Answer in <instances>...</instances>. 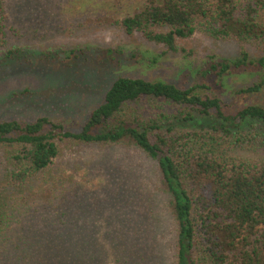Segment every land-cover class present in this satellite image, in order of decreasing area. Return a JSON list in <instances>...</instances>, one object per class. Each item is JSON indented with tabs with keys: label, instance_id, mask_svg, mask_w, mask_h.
Listing matches in <instances>:
<instances>
[{
	"label": "trees",
	"instance_id": "1",
	"mask_svg": "<svg viewBox=\"0 0 264 264\" xmlns=\"http://www.w3.org/2000/svg\"><path fill=\"white\" fill-rule=\"evenodd\" d=\"M139 3L133 13L115 21L128 37L138 36L184 58L192 56L185 42L197 34L237 45L234 60L208 58L200 70L208 81L264 67V57L254 58L249 52L256 46L264 48V0ZM6 20L0 0V43L5 45L11 39ZM61 53L64 58L58 60H79L87 51ZM111 53L104 51V56ZM20 59L12 47L0 66ZM210 88L120 76L77 132L46 118L0 122V149H5L14 186L23 187L50 171L64 148L120 147L138 151L155 165L135 190V207L149 203L148 215L136 222L129 211L117 209L108 221L120 227L131 224L123 242L118 236L112 240L117 259H107L104 247L92 245L86 229L81 235L76 223L80 215L73 209L70 213L71 205L55 190L51 199L61 200L65 207L52 205L53 217L42 221L45 228L37 225L20 231L11 248H6L1 235L0 264H264V105L241 103L229 110ZM263 88L260 78L236 94L246 97ZM153 102L155 109L144 108ZM237 151L241 156L234 155ZM132 176L137 181L141 175ZM1 224L5 221L0 217V231Z\"/></svg>",
	"mask_w": 264,
	"mask_h": 264
},
{
	"label": "rangeland",
	"instance_id": "2",
	"mask_svg": "<svg viewBox=\"0 0 264 264\" xmlns=\"http://www.w3.org/2000/svg\"><path fill=\"white\" fill-rule=\"evenodd\" d=\"M3 1L11 39H7L6 45L0 43V62L12 47L18 49L21 59L0 66V122L33 123L46 118L62 125L64 130L77 132L120 76L182 87L208 85L229 110L241 103L264 105V88L246 97L236 94L264 78V67L241 69L217 82L208 81L200 73L209 57L236 59L239 50L233 41H210L197 34L185 42L192 56L184 58L138 36H126L115 21L133 13L139 0ZM71 50H86L87 54L79 60L57 59L64 58L62 51ZM107 50L112 52L110 57L104 56ZM249 52L254 58L264 57L262 47L250 48ZM146 105L145 109H155L157 103ZM241 154L234 153L238 157ZM4 155L5 149H0V217L5 221L0 236L6 239V248L13 247L19 232L27 227L45 228L47 224L42 221L53 217L51 206L60 203L65 207L68 201V211L72 213L73 209L80 215L76 222L80 232L86 229L92 245L104 247L107 259H117L119 253L112 240L118 236L123 242L124 231L129 234L131 224H108L117 215L115 211L126 209L129 216L138 219L136 222L148 215L149 203L135 207V190L150 177L155 165L136 150L64 148L50 171L23 187L14 186ZM133 170L136 172L132 176ZM138 173L140 179L132 180L131 176L137 178ZM55 190L63 194L64 203L51 199ZM138 193L141 194L140 190ZM119 197L125 200L123 204ZM49 199L53 201L51 205H47ZM154 210L157 211L156 206ZM148 220L145 218V223Z\"/></svg>",
	"mask_w": 264,
	"mask_h": 264
}]
</instances>
